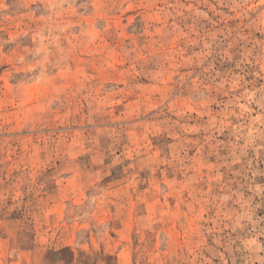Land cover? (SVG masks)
<instances>
[{"label":"rangeland","instance_id":"rangeland-1","mask_svg":"<svg viewBox=\"0 0 264 264\" xmlns=\"http://www.w3.org/2000/svg\"><path fill=\"white\" fill-rule=\"evenodd\" d=\"M0 264H264V0H0Z\"/></svg>","mask_w":264,"mask_h":264}]
</instances>
